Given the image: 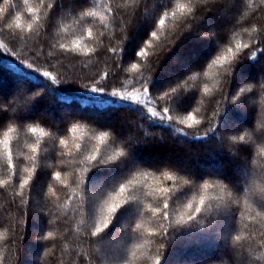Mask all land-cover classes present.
<instances>
[{
    "label": "trees",
    "instance_id": "16d2710c",
    "mask_svg": "<svg viewBox=\"0 0 264 264\" xmlns=\"http://www.w3.org/2000/svg\"><path fill=\"white\" fill-rule=\"evenodd\" d=\"M0 9V264H264V0Z\"/></svg>",
    "mask_w": 264,
    "mask_h": 264
},
{
    "label": "snow or ice",
    "instance_id": "6c2138e0",
    "mask_svg": "<svg viewBox=\"0 0 264 264\" xmlns=\"http://www.w3.org/2000/svg\"><path fill=\"white\" fill-rule=\"evenodd\" d=\"M2 11H3V9H0V12H2ZM87 14H88V15H95L94 13H87ZM160 23L163 24V20H161ZM7 27H8V28H12L13 25L9 23V24H7ZM16 27H20V24H19V17H17V19H16ZM29 27H31V25H29ZM153 35H155V33H153ZM229 51H231V49H230ZM143 54H144L143 52L140 53L141 56H142ZM226 59H227V57H221L220 60H218L217 62H220V61H222V60H226ZM44 75L47 77V76H48V73L45 72ZM93 90H94V91L103 92L102 89H101V90H97V89L94 88ZM189 119H193V120H195V117H191V116H190ZM9 131H11V129H10ZM32 131H33V132H36L37 129H36V128H33ZM73 131H75V128L73 129ZM41 134H43V133H41ZM107 135H108L107 133H101L99 139H100L101 141H103V140L106 138ZM240 139H243V137H240ZM7 143H8V141H7V133H5V146H6V147H7ZM33 151H35V149H33ZM121 155H125V154H124V153H121ZM59 176H60V174H59V173H56V177H57V179H59ZM169 179H171L170 176H169ZM27 183H28V181H25V184H27ZM204 187L207 188L208 185L205 184ZM124 191H125V187H121V188H120V192L122 193V192H124ZM163 191L167 192L168 189H164ZM201 204H203V200H201ZM117 207H118V206H115V205H114V206H111V207L109 208V211H110V212H116V211H117ZM165 207H167V205H165ZM189 207H191V205H189ZM196 211H199V209H196ZM107 227H108V224L105 222L104 225H103V227L97 229V232H102V231H104ZM137 227H139V225H137ZM48 235L51 236L52 234L49 233ZM237 239H239V237H237ZM158 264H159V262H158Z\"/></svg>",
    "mask_w": 264,
    "mask_h": 264
},
{
    "label": "rangeland",
    "instance_id": "374dc122",
    "mask_svg": "<svg viewBox=\"0 0 264 264\" xmlns=\"http://www.w3.org/2000/svg\"><path fill=\"white\" fill-rule=\"evenodd\" d=\"M147 18H148V17H147ZM191 55H192V54H191ZM192 57H193V56H192ZM174 62L177 63V61H175V60H174ZM165 71H166L167 74H172V72H171L170 70H168V71L165 70ZM133 96H135V95H133ZM110 97H113V96H109V98H110ZM117 97H118V96H117ZM137 97H139V96H137ZM137 100H138V99H137ZM190 116H191V115H188V116H187V115H186V116H179V117H177V118H178L179 120H181L182 122L188 124V123H192V121H193V119H189ZM191 117H192V116H191ZM131 124H133V123H131ZM131 124H130V125H131ZM132 128L135 129V128H134V125H132ZM130 135L136 137V134H134V133H132V132L130 133ZM141 140H142L144 143H147V144L153 142V141L150 139V137H149L148 134H144V135H143V139H141ZM159 140L162 141V142L165 141L163 138H160ZM235 155H236V154H233V156H235ZM166 159H167V161H169V160L172 161L171 157H167ZM241 169H242V168H241L240 164H237V165H236V168H235V171H236V173H237L239 176L241 175ZM205 170H210V169H209V168H206ZM220 173H221V172H220ZM110 175H111V177H112L113 174H110ZM255 175H256V174H255ZM257 177L262 178V177L260 176V174H258ZM262 179H264V177H263ZM104 180H105V179H104ZM98 188H99V186L96 185V182H95L94 184L91 185V190L93 191V194L97 191ZM95 194H96V193H95ZM95 194H94V195H95ZM112 203H113V204H121V203H122V197H121V196H118L117 199L114 198L113 201H112ZM227 227H228V226H227ZM227 227L225 228V229H227L226 232H228V228H227ZM222 244H223V243H222ZM223 248H224V246L222 245V246L218 247V250L221 251Z\"/></svg>",
    "mask_w": 264,
    "mask_h": 264
}]
</instances>
